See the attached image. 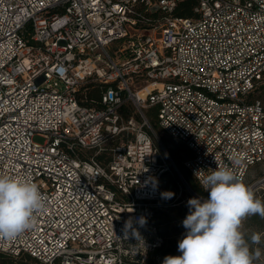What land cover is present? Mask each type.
Here are the masks:
<instances>
[{
  "label": "built area",
  "instance_id": "built-area-1",
  "mask_svg": "<svg viewBox=\"0 0 264 264\" xmlns=\"http://www.w3.org/2000/svg\"><path fill=\"white\" fill-rule=\"evenodd\" d=\"M181 1L0 0V175L30 178L46 197L0 252L144 264L163 247L165 189L175 173L186 180L150 109L188 150L197 183L226 167L246 184L264 163V0H199L193 17H177ZM95 85L98 105L86 106ZM130 218L138 239L125 237Z\"/></svg>",
  "mask_w": 264,
  "mask_h": 264
},
{
  "label": "clouds",
  "instance_id": "clouds-1",
  "mask_svg": "<svg viewBox=\"0 0 264 264\" xmlns=\"http://www.w3.org/2000/svg\"><path fill=\"white\" fill-rule=\"evenodd\" d=\"M197 181L207 198L188 199L189 212L182 221L186 233L178 242L181 255L165 256L162 264H253L261 253L245 239L242 221L252 215L264 218V201L226 167L197 177ZM165 195L171 199L175 194ZM45 199L30 178L0 175V238L15 239L31 228ZM138 223L143 226L145 218L140 217ZM124 232L125 237L130 232L140 238L131 218L125 221ZM250 241L259 244L260 236L253 233Z\"/></svg>",
  "mask_w": 264,
  "mask_h": 264
},
{
  "label": "rangeland",
  "instance_id": "rangeland-1",
  "mask_svg": "<svg viewBox=\"0 0 264 264\" xmlns=\"http://www.w3.org/2000/svg\"><path fill=\"white\" fill-rule=\"evenodd\" d=\"M255 97L259 99L264 104V84L261 85L260 89L257 91ZM153 123L157 122V116L149 115ZM153 128L157 132V134L162 139V142L164 145L168 148L169 154L177 166L178 169H180L181 174L183 175L184 179L186 180V183L182 180V178L175 173V177L171 179L169 184L167 185L164 195L171 190L172 192L176 193L175 198L172 204V206L168 207L167 209H164L160 212V216L156 219V224L158 226L159 235L162 236V238L165 241V246L167 250H172L176 252V255H181V253L178 251V242L183 238L184 234L186 233V229L182 225V221L186 217V215L189 212V208L187 206V201L189 198H192V193L196 192L193 190L192 186L193 184L196 185V182L194 178L189 175L180 164L177 163V160L174 158L173 154L170 151V148H172V144L174 141L170 139L162 130L154 125ZM44 138L40 135H36L34 137L35 142H44ZM186 158L188 156H185ZM259 177H264V163H260L257 165H254L251 167V170L249 172V175L247 177L246 185L249 186L253 184V182L258 179ZM198 193V192H196ZM256 198L260 199L261 201H264V187L260 186V188H257L253 191ZM169 200H172L169 199ZM255 216H248L242 221V232L245 234V239L249 241L252 249H259L260 250V257L256 260H254L253 263L255 264H264V227L259 228V226H253L250 223V219ZM255 233L260 236V242L259 244H251L250 237L251 235ZM22 258V257H21ZM20 258V259H21ZM153 259L159 264H162L163 257L162 255H157L155 252L153 254L148 255V258L146 259L147 262H150V260ZM22 260V259H21Z\"/></svg>",
  "mask_w": 264,
  "mask_h": 264
},
{
  "label": "trees",
  "instance_id": "trees-1",
  "mask_svg": "<svg viewBox=\"0 0 264 264\" xmlns=\"http://www.w3.org/2000/svg\"><path fill=\"white\" fill-rule=\"evenodd\" d=\"M199 0H183L181 1L175 11V16L177 17H193L194 15V9L195 7L198 5ZM83 95H86L87 97V101H85L83 104L86 106H94V105H98V101L100 100L101 97V92L98 86H87L85 87V89H83ZM95 100V101H94ZM94 101V103H93ZM155 113V109H150L149 110V114L154 115ZM152 125L157 127V122L155 124V122H152ZM172 148H170L171 153L173 154L174 158L177 160V163L180 164L182 166V168L189 174L192 176V174L185 168L184 166V160L186 159L185 156H188V150L186 149V147H184L181 143L178 142H174L171 146ZM194 178V176H192ZM195 180V178H194ZM196 182V180H195ZM194 186H192L193 190L200 193V194H204V195H208L205 194L201 189L200 186L198 185V183L196 182V185L193 184ZM170 192H172V187L171 190H169ZM173 193V192H172ZM176 194V193H174ZM175 195L172 197V200H169L166 195L164 196V201L165 203H171L174 200ZM250 223L253 226H259V228H263L264 227V218H261L259 215H255L253 216L250 220ZM147 241H153L155 239L154 236L151 235V233L149 235L146 236ZM140 242H137L136 246H139ZM165 245H163V247H160L152 252L151 255L153 254V252H155L157 255H162V257L164 258L165 256L168 255H172V256H177L176 252L172 251V250H167ZM149 253V255H150ZM22 257V258H21ZM22 260H21V259ZM137 259L139 261H141L142 256L138 255ZM0 264H43L40 261H38L36 258L28 255V254H22L19 257H15V256H10L7 253L4 252H0ZM144 264H159L156 261H154L153 259L150 260V262H144ZM255 264V263H253Z\"/></svg>",
  "mask_w": 264,
  "mask_h": 264
},
{
  "label": "water",
  "instance_id": "water-1",
  "mask_svg": "<svg viewBox=\"0 0 264 264\" xmlns=\"http://www.w3.org/2000/svg\"><path fill=\"white\" fill-rule=\"evenodd\" d=\"M260 186H261L260 184H254V186H253V188H252V189H253L252 191H254V190L257 189V188H260Z\"/></svg>",
  "mask_w": 264,
  "mask_h": 264
}]
</instances>
